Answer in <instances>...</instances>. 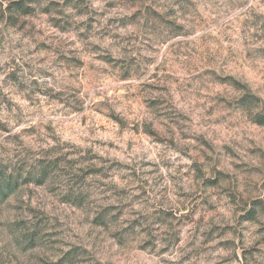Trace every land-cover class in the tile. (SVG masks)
<instances>
[{
  "label": "clouds",
  "instance_id": "9594fccd",
  "mask_svg": "<svg viewBox=\"0 0 264 264\" xmlns=\"http://www.w3.org/2000/svg\"><path fill=\"white\" fill-rule=\"evenodd\" d=\"M0 264H264V0H0Z\"/></svg>",
  "mask_w": 264,
  "mask_h": 264
}]
</instances>
